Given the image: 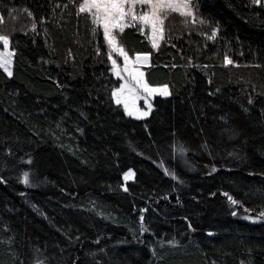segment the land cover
<instances>
[{
  "label": "trees",
  "instance_id": "16d2710c",
  "mask_svg": "<svg viewBox=\"0 0 264 264\" xmlns=\"http://www.w3.org/2000/svg\"><path fill=\"white\" fill-rule=\"evenodd\" d=\"M81 1L0 0V264H264V0H193L196 22L170 13L158 49L118 34L171 93L144 119L111 97Z\"/></svg>",
  "mask_w": 264,
  "mask_h": 264
},
{
  "label": "snow or ice",
  "instance_id": "6c2138e0",
  "mask_svg": "<svg viewBox=\"0 0 264 264\" xmlns=\"http://www.w3.org/2000/svg\"><path fill=\"white\" fill-rule=\"evenodd\" d=\"M253 4H260L261 0H252ZM138 6L143 9L147 8V11L141 10L137 12ZM87 13L91 16L93 25L97 28H102L103 37L108 47V58L111 60L112 71L115 76L122 80L123 83L119 84L118 88L111 91V97L114 98L117 105H122L126 115L135 117L136 119L147 118L152 110L151 98L154 95L169 96L171 95L167 85L155 88L151 87L145 80V73L141 71L142 66L148 64L149 54H137L134 60H131L124 50V48L118 42V34H122L126 28H137L141 33L148 36L151 41L153 49H158L160 41L164 40L165 36V20L170 13H178L184 18H191L192 22H196V13L192 7V0H83L79 4L78 14ZM31 15V13H28ZM199 23L203 24L204 21L200 20ZM35 27V25L33 26ZM147 30V32H145ZM217 36V29H213L208 39L214 40ZM0 41L3 43L4 52H0V68L8 74L12 75L11 64L13 52L8 51L9 37L0 35ZM113 53H117L118 56L123 57V67H121L116 59H113ZM226 64H232L233 61L225 57ZM143 100L147 110L141 109L138 106V101ZM249 103H252L249 100ZM178 151L183 153L185 151L183 145H180ZM27 163L31 164L29 160ZM212 171H216L215 168ZM165 174L173 175V178L177 177L174 174L168 172L165 169ZM134 173L129 170L125 173V182L132 178ZM21 182L25 185L30 184L29 172H24ZM128 189L124 187V191ZM227 196L228 201L232 205H237L240 202L233 199L231 196ZM236 215V212L232 213ZM261 217H264V213H261ZM141 231H147V228L143 226V215L140 216ZM191 227V225H189ZM211 235V234H210ZM167 246L175 248L178 246V242L175 240L167 241ZM161 248L165 246L164 242H160ZM153 255H156L153 250ZM42 264V262H38Z\"/></svg>",
  "mask_w": 264,
  "mask_h": 264
},
{
  "label": "rangeland",
  "instance_id": "374dc122",
  "mask_svg": "<svg viewBox=\"0 0 264 264\" xmlns=\"http://www.w3.org/2000/svg\"><path fill=\"white\" fill-rule=\"evenodd\" d=\"M193 1V0H192ZM83 2V0L81 1V3ZM192 7H193V4H192ZM141 10H143V11H147V8L146 7H144L143 9H141L139 6H138V8H137V12L139 13ZM146 32H147V30H145ZM5 36V35H4ZM5 51V49L3 48V43H2V41H0V52H4ZM8 51H11V52H13V50L11 49V47H10V41H9V48H8ZM137 54H141V55H143V54H146V53H137ZM136 54V55H137ZM148 54V53H147ZM136 55H134V56H129V58L131 59V60H134L135 59V56ZM13 58V57H12ZM113 59H116L117 60V63L121 66V67H123V57H120V56H118V54L117 53H113ZM109 63H110V66H111V71H112V64H111V60H109ZM146 65H149V62H148V64H146ZM146 65H144V66H146ZM144 66H142V68H141V71H143L144 72ZM11 71H12V64H11ZM112 73H113V71H112ZM7 74V73H6ZM114 74V73H113ZM114 76H115V74H114ZM145 78V77H144ZM120 83H123V81L122 80H120ZM119 83V84H120ZM151 87H155V88H159V87H162L163 85H166V84H160V85H151V84H149ZM119 87V85L117 86V87H115V88H118ZM115 88H113V89H115ZM169 88V87H168ZM155 96H160V95H154L152 98H151V100H150V103L152 104V108H153V99H154V97ZM162 97H164V96H162ZM113 100H114V98H113ZM115 101V100H114ZM122 106V105H121ZM138 106L141 108V109H144V110H147L146 109V107H145V104H144V101L143 100H140V101H138ZM123 107V106H122ZM129 170H131V169H129ZM129 170H127V171H125L124 172V174H123V182H125V180H124V175H125V173H128L129 172ZM132 172H133V170H131ZM131 179V178H130ZM124 187H126L125 186V184H123L122 185V188H124Z\"/></svg>",
  "mask_w": 264,
  "mask_h": 264
}]
</instances>
